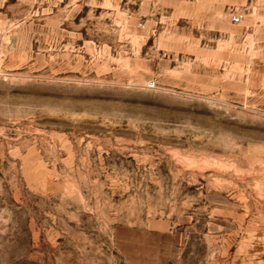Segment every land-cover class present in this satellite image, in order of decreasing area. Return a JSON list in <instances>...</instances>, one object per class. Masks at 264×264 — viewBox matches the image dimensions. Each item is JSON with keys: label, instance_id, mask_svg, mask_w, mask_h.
<instances>
[{"label": "rangeland", "instance_id": "rangeland-1", "mask_svg": "<svg viewBox=\"0 0 264 264\" xmlns=\"http://www.w3.org/2000/svg\"><path fill=\"white\" fill-rule=\"evenodd\" d=\"M0 63V264H264V0H0Z\"/></svg>", "mask_w": 264, "mask_h": 264}, {"label": "crops", "instance_id": "crops-1", "mask_svg": "<svg viewBox=\"0 0 264 264\" xmlns=\"http://www.w3.org/2000/svg\"><path fill=\"white\" fill-rule=\"evenodd\" d=\"M168 236L162 231H131V247L122 249L127 264H174L175 249L162 242ZM122 237V236H121ZM115 235V239H121Z\"/></svg>", "mask_w": 264, "mask_h": 264}, {"label": "built area", "instance_id": "built-area-1", "mask_svg": "<svg viewBox=\"0 0 264 264\" xmlns=\"http://www.w3.org/2000/svg\"><path fill=\"white\" fill-rule=\"evenodd\" d=\"M239 19H240V17L238 15H233V17H232V21H234V22H238ZM4 74L5 73L3 72V69L1 68V63H0V77L4 76Z\"/></svg>", "mask_w": 264, "mask_h": 264}]
</instances>
